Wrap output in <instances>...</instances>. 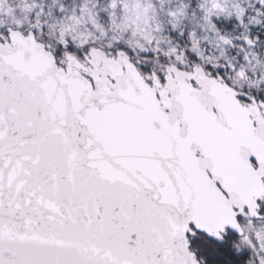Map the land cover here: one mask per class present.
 <instances>
[{
	"label": "snow or ice",
	"instance_id": "snow-or-ice-1",
	"mask_svg": "<svg viewBox=\"0 0 264 264\" xmlns=\"http://www.w3.org/2000/svg\"><path fill=\"white\" fill-rule=\"evenodd\" d=\"M0 264H264V0H0Z\"/></svg>",
	"mask_w": 264,
	"mask_h": 264
}]
</instances>
